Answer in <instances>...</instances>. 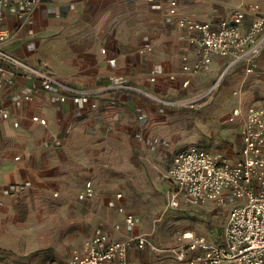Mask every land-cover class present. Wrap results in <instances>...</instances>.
Listing matches in <instances>:
<instances>
[{"label": "crops", "instance_id": "obj_1", "mask_svg": "<svg viewBox=\"0 0 264 264\" xmlns=\"http://www.w3.org/2000/svg\"><path fill=\"white\" fill-rule=\"evenodd\" d=\"M231 1L230 9L235 10L226 16L236 11L244 12L245 26L252 23L259 11L264 12V0ZM148 2L156 4V7L146 6L142 0L135 4L131 0H39L27 13H23L15 4L0 5V31L8 30L10 33L3 49L31 66L49 70L77 89L92 91L91 100L96 104L63 103L57 90H45L39 78L4 62L8 71L0 89V105L9 111L10 117H0V202L3 195L11 193L17 197L35 187L52 188L55 196H59V191L66 192L77 180L73 171L77 164L109 161L117 143H130L132 135L140 139L143 128L154 131L160 118L166 119L183 106L178 97L198 94L208 87L211 80L229 69L232 60L216 55L199 72L184 71L181 55L187 53L192 64L200 59L201 51L190 43L189 31L177 24L179 17L216 24L224 16L204 18L196 7H183V0H179L178 13L171 15L168 0ZM255 4L260 5L259 11L253 7ZM147 43H151L153 49L141 53ZM112 58L116 59L114 63L110 62ZM153 69L158 71L155 82L149 78ZM228 73V78L233 75L232 89L238 96L232 101L236 106L228 120L239 126V148L236 152L227 151L224 141L221 142V150L199 147L235 161L240 157L242 146V117L234 121L230 117L238 107L243 112L249 106L264 108L256 99L257 93L253 92V86L264 79V45L256 58L233 64ZM247 73H253V76L248 77ZM110 74H116L153 97L137 91L114 89L108 79ZM186 80L190 81L187 86L183 84ZM223 97L227 98L226 94ZM187 106L194 107L192 104ZM226 109L227 106H223L210 117L215 125L221 126L227 116ZM140 114L145 116L142 121L138 119ZM35 115L46 119V124L34 121L32 117ZM15 121L19 126L14 125ZM224 129L228 133L236 130L234 127ZM140 145L146 150L143 143ZM88 180L91 179L86 182ZM93 183L97 195L98 188ZM74 188L77 189V184ZM174 188L166 179L163 186L166 206L167 195ZM121 193L125 195L123 190ZM122 203L126 211L131 212L125 196ZM120 204L116 197L117 211L126 226L124 214L118 209ZM207 204L214 203L202 205ZM1 210L0 204V213ZM167 210L187 209L181 205L179 209ZM117 223L102 228L114 239H126L128 236L115 229ZM193 231L216 241H221L224 235V231L221 235ZM176 235L166 246L175 244ZM88 238L77 249L83 250ZM135 250L151 251L159 260L162 256L174 258L170 253L152 248L139 249L133 245L126 264H130ZM72 253L67 257L50 259L69 258Z\"/></svg>", "mask_w": 264, "mask_h": 264}, {"label": "rangeland", "instance_id": "obj_2", "mask_svg": "<svg viewBox=\"0 0 264 264\" xmlns=\"http://www.w3.org/2000/svg\"><path fill=\"white\" fill-rule=\"evenodd\" d=\"M137 1L140 0H131V3ZM142 2L156 7L148 0ZM230 6L231 0H183V7H196L204 18L226 16L235 10ZM230 68L211 80L198 94L178 97L183 106L166 119L160 118L154 131L143 128L140 139L132 135L130 143H117L109 161L77 164L73 169L77 180L66 192L59 191V196H55L54 189L43 187H35L17 197L11 193L3 195L0 202V264H37L50 258L67 257L98 227H112L116 222L121 224L123 235L146 234L160 246L170 244L175 235L184 230L221 235L236 201L227 203L228 206H197L183 197L181 204L186 211L167 210L163 186L173 156L183 148L197 145L221 150L224 141L227 151L238 150L239 126L228 120L236 106L232 101L238 97L232 89L233 75L227 76ZM247 74L253 76V73ZM253 92L264 105V79L253 86ZM225 94L227 98L223 97ZM223 106H227V116L221 126L215 125L210 117ZM230 127L236 129L234 133L225 131L224 128ZM140 143L146 150L141 149ZM87 179L96 183L98 193L92 199L80 201L76 197ZM76 184L77 189L74 188ZM121 190L130 211L140 217V223L133 228L122 224L116 208V194ZM130 264L179 263L170 256H162L159 260L151 251L135 250Z\"/></svg>", "mask_w": 264, "mask_h": 264}, {"label": "built area", "instance_id": "obj_3", "mask_svg": "<svg viewBox=\"0 0 264 264\" xmlns=\"http://www.w3.org/2000/svg\"><path fill=\"white\" fill-rule=\"evenodd\" d=\"M39 0H0V5L15 4L23 13ZM153 2L155 0H149ZM169 1V13L175 15L179 11V0ZM259 11L260 5H253ZM246 14L236 11L224 16L216 24L208 21L179 17L177 24L190 33V43L201 51L198 61L190 63L187 53L181 55L182 68L187 72H199L208 65L213 56L228 57L232 61L229 67L243 60L252 61L264 45V12H260L249 26L244 25ZM10 39L8 30L0 31V89L4 86V75L8 67L4 62L17 69L33 74L41 81L45 90L55 89L59 92L61 102L90 104L92 91L80 90L68 82L58 79L45 68L29 65L3 49ZM153 45L147 43L141 53L151 51ZM105 52V50H103ZM115 58L110 59L114 63ZM158 71L150 72V81L157 80ZM108 79L111 87L118 91H137L153 97L116 74ZM190 83L186 80L183 84ZM192 101V100H191ZM193 105V104H192ZM0 117L8 119L9 111L0 105ZM242 117V146L240 157L235 161L221 154L199 146H190L178 152L169 167L166 179L175 187L167 195V209L181 208V198L194 205L213 202L224 206L236 201L229 213L228 223L221 241L211 240L204 234L193 230H184L176 235L175 244L158 246L146 234L128 236L118 240L111 237L102 227H98L93 235L84 243V249H75L69 258L49 259L44 264H108L117 262L126 264L128 253L133 245L139 249L152 248L155 251L170 253L182 264H264V108L249 106L246 112L238 107L234 109L231 121ZM32 119L46 124V119L35 115ZM139 120L145 116L140 114ZM19 126V122H14ZM96 195L92 180H88L79 193L80 200L91 199ZM121 202L118 209L124 214V224L133 228L140 223V217L127 212L123 193L116 195ZM121 224L115 225L120 230Z\"/></svg>", "mask_w": 264, "mask_h": 264}]
</instances>
